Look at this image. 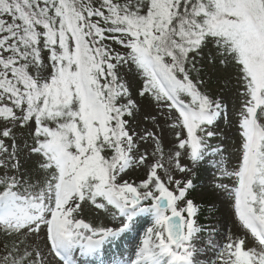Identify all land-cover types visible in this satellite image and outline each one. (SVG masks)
<instances>
[{
	"label": "snow or ice",
	"instance_id": "6c2138e0",
	"mask_svg": "<svg viewBox=\"0 0 264 264\" xmlns=\"http://www.w3.org/2000/svg\"><path fill=\"white\" fill-rule=\"evenodd\" d=\"M0 264H264V0H0Z\"/></svg>",
	"mask_w": 264,
	"mask_h": 264
},
{
	"label": "rangeland",
	"instance_id": "374dc122",
	"mask_svg": "<svg viewBox=\"0 0 264 264\" xmlns=\"http://www.w3.org/2000/svg\"><path fill=\"white\" fill-rule=\"evenodd\" d=\"M221 127L223 128V125ZM131 175L133 176V178H135L136 174L133 173ZM207 180H208L207 174L200 173L199 179L196 181L197 190L193 193V196L197 197L200 200V202L203 204H207V203H209L215 199L214 194L206 186ZM201 214H203V213H201ZM201 220L205 223L209 222L206 213H204V216L201 218ZM145 226H147V225H145ZM111 255H112L111 253H108L105 256V260L110 259Z\"/></svg>",
	"mask_w": 264,
	"mask_h": 264
},
{
	"label": "trees",
	"instance_id": "16d2710c",
	"mask_svg": "<svg viewBox=\"0 0 264 264\" xmlns=\"http://www.w3.org/2000/svg\"><path fill=\"white\" fill-rule=\"evenodd\" d=\"M204 216V213L203 214H201V218Z\"/></svg>",
	"mask_w": 264,
	"mask_h": 264
}]
</instances>
